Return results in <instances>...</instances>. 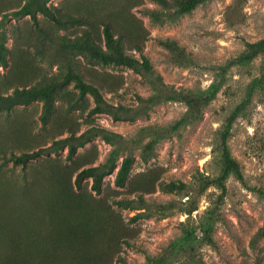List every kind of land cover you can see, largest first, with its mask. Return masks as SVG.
I'll return each mask as SVG.
<instances>
[{
	"label": "rangeland",
	"instance_id": "374dc122",
	"mask_svg": "<svg viewBox=\"0 0 264 264\" xmlns=\"http://www.w3.org/2000/svg\"><path fill=\"white\" fill-rule=\"evenodd\" d=\"M25 1L0 0V264H264V0ZM105 25L136 68L58 45Z\"/></svg>",
	"mask_w": 264,
	"mask_h": 264
},
{
	"label": "trees",
	"instance_id": "16d2710c",
	"mask_svg": "<svg viewBox=\"0 0 264 264\" xmlns=\"http://www.w3.org/2000/svg\"><path fill=\"white\" fill-rule=\"evenodd\" d=\"M191 2H186L182 8L183 11H188L193 6ZM38 12H49L50 10L46 7L44 3L37 4L36 0H26L22 6L18 9L12 11V14L19 17L30 15L34 20H37ZM52 18L56 20V17L52 15ZM104 38L105 42L102 45L89 30L84 29L83 33L77 35L73 38L64 36L58 43L59 47L79 53L89 64H105V65H115V66H126L129 68H136L139 63L138 59L128 53H126L125 48H123L119 41H117L111 34V31L107 25L104 26ZM2 59V54L0 52V60ZM143 65L147 67V62L144 61ZM71 77L75 80L77 87L82 93H89L95 102L102 103L103 98L99 89L89 81H85L78 74L71 72ZM69 138L61 139L60 141L68 145V153L72 155L75 153L77 146H72L67 143ZM80 143L78 146H81ZM38 152H24L20 155L14 156V161L16 163L25 164L29 159L34 158ZM226 161L229 167L237 170L236 164L226 156ZM130 166V160H125L122 166L117 172V182L122 185L125 180V175L128 172ZM98 166H89L83 168L79 171L76 177V184L80 186V181L85 177L92 178V188L99 192L101 189V181L103 174L98 172ZM119 203H122L120 201Z\"/></svg>",
	"mask_w": 264,
	"mask_h": 264
}]
</instances>
